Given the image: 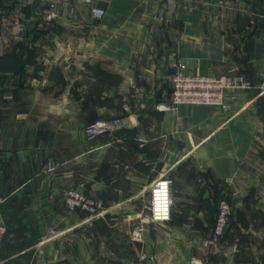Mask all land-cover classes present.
Here are the masks:
<instances>
[{"label":"crops","instance_id":"crops-1","mask_svg":"<svg viewBox=\"0 0 264 264\" xmlns=\"http://www.w3.org/2000/svg\"><path fill=\"white\" fill-rule=\"evenodd\" d=\"M47 10L46 0H0V58L23 63L0 73V264L66 262L58 247L69 236L117 226L115 214L133 229L148 218L161 160L171 220H147L131 253L103 244L73 252L72 264H141L143 252L149 264H264V0H59L51 21ZM174 56L189 74L243 75L253 87L227 89L225 108L175 107ZM111 117L123 119L115 134L87 139L85 124ZM70 187L105 209L67 208ZM221 198L231 219L205 248Z\"/></svg>","mask_w":264,"mask_h":264},{"label":"built area","instance_id":"built-area-1","mask_svg":"<svg viewBox=\"0 0 264 264\" xmlns=\"http://www.w3.org/2000/svg\"><path fill=\"white\" fill-rule=\"evenodd\" d=\"M48 10L46 19L53 20L56 17V9L59 0H46ZM91 2V0H86ZM92 13L96 19H101L105 10L98 6L92 7ZM2 21L0 19V25ZM27 25L19 19L17 32L25 33ZM174 70L170 76L171 81V104L180 105H204L225 108L226 90L238 87L241 89H251L253 82L243 75H202L189 74L184 70L183 59L174 56ZM123 126L121 117L101 118L89 122L84 126V132L89 140L115 134ZM49 169H53L52 161L48 162ZM149 215L147 220L153 223H166L172 218V186L171 179L161 177L151 187L150 190ZM63 200L67 208L79 210L89 216H96L105 209V203L101 198L86 194L82 189L70 187L63 192ZM3 198L0 196V246L7 233V224L2 215ZM232 215V205L228 199L221 201L216 216L215 224L211 233L202 241L205 248H214L224 235ZM137 229L142 230L141 226ZM143 263H148L145 254L141 256Z\"/></svg>","mask_w":264,"mask_h":264},{"label":"rangeland","instance_id":"rangeland-1","mask_svg":"<svg viewBox=\"0 0 264 264\" xmlns=\"http://www.w3.org/2000/svg\"><path fill=\"white\" fill-rule=\"evenodd\" d=\"M180 106H185V105H180ZM165 145L166 143L164 139L161 137V147ZM164 153L165 151L161 149V159ZM163 165H164V161L161 160V177L169 178L167 168H165ZM222 200L224 199L221 198L219 199V201H217V199L216 200L214 199L215 203H213V206L209 207V211L206 214V218L209 219V222L213 218H215L216 220V216L219 210V205ZM139 208L145 210V206L143 205L139 206ZM145 215L143 216L144 218H142V220L140 219V221L133 227V229H131L132 226H128L125 223L126 222L125 218L122 216V214L119 213V214H115V217L111 220L113 224L118 223L117 226H113L112 228H105L102 226H100L99 228H95L90 238H87L86 231L82 232L79 236L77 235L69 236L67 241H65L63 244H61L58 247V251L60 252V254L66 255V262H62V261L56 262L54 260L55 262L53 264H72L73 252L81 254V253H86L88 249L94 251L98 247L102 248L103 244H110L112 246L115 245L117 247L122 246L123 247L122 249L124 251H127V253H131L132 252L131 240H134L131 236L137 237V239L142 240V234L145 231V224L148 223ZM137 226H141L142 230L139 231L137 229ZM143 254H145L148 259L151 258L150 256H147L145 252L141 253V256ZM49 257H51V255ZM140 263L149 264L145 262L143 263V261H141V258H140Z\"/></svg>","mask_w":264,"mask_h":264},{"label":"water","instance_id":"water-1","mask_svg":"<svg viewBox=\"0 0 264 264\" xmlns=\"http://www.w3.org/2000/svg\"><path fill=\"white\" fill-rule=\"evenodd\" d=\"M23 63L16 57L0 58V73H19Z\"/></svg>","mask_w":264,"mask_h":264}]
</instances>
